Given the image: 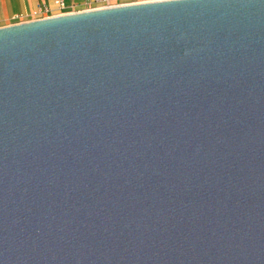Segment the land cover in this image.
Wrapping results in <instances>:
<instances>
[{"label": "water", "instance_id": "95a60500", "mask_svg": "<svg viewBox=\"0 0 264 264\" xmlns=\"http://www.w3.org/2000/svg\"><path fill=\"white\" fill-rule=\"evenodd\" d=\"M0 264H264V0L0 27Z\"/></svg>", "mask_w": 264, "mask_h": 264}, {"label": "crops", "instance_id": "0c3cea01", "mask_svg": "<svg viewBox=\"0 0 264 264\" xmlns=\"http://www.w3.org/2000/svg\"><path fill=\"white\" fill-rule=\"evenodd\" d=\"M56 1L57 0H0V27L40 18L41 16L36 15V12L40 8H48L51 10L50 15L88 8L87 0H64L67 8L61 10ZM120 1L132 2L133 0Z\"/></svg>", "mask_w": 264, "mask_h": 264}, {"label": "built area", "instance_id": "2783aa9c", "mask_svg": "<svg viewBox=\"0 0 264 264\" xmlns=\"http://www.w3.org/2000/svg\"><path fill=\"white\" fill-rule=\"evenodd\" d=\"M145 1H153V0H133L132 3L145 2ZM56 3L58 4V6L60 7L61 10H65L67 8L64 0H57ZM126 3H131V2H121L120 0H93V1L87 0L88 8H86V9L112 7V6H118V5H122V4H126ZM50 11L51 10H49L48 8H40L36 12V15H39L41 17L36 18V19L55 16V15H50ZM71 12H76V11L61 12V13L56 14V15H61V14H66V13H71Z\"/></svg>", "mask_w": 264, "mask_h": 264}]
</instances>
